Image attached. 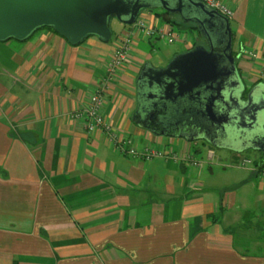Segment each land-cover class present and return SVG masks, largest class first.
<instances>
[{
    "label": "crops",
    "instance_id": "crops-1",
    "mask_svg": "<svg viewBox=\"0 0 264 264\" xmlns=\"http://www.w3.org/2000/svg\"><path fill=\"white\" fill-rule=\"evenodd\" d=\"M223 1L242 77L264 82V0ZM153 36L133 38L103 108L139 151L164 152L150 160L121 153L73 116L105 81L119 40L72 44L44 28L0 41V264H264V154L137 120L142 67L175 56L158 52Z\"/></svg>",
    "mask_w": 264,
    "mask_h": 264
},
{
    "label": "water",
    "instance_id": "water-1",
    "mask_svg": "<svg viewBox=\"0 0 264 264\" xmlns=\"http://www.w3.org/2000/svg\"><path fill=\"white\" fill-rule=\"evenodd\" d=\"M167 3L168 0H0V41L26 40L43 26H52L72 44L81 43L89 35L109 41L113 19L131 25L144 10L167 9ZM192 3L207 13V21L220 19L227 31H232L227 16L201 0ZM231 38L230 34L223 51L212 45H196L176 54L165 66L144 65L137 80L139 120L157 133L203 139L235 152L254 149L264 154V82L247 86L232 54ZM145 76H152L157 84H140Z\"/></svg>",
    "mask_w": 264,
    "mask_h": 264
},
{
    "label": "built area",
    "instance_id": "built-area-1",
    "mask_svg": "<svg viewBox=\"0 0 264 264\" xmlns=\"http://www.w3.org/2000/svg\"><path fill=\"white\" fill-rule=\"evenodd\" d=\"M208 7L220 12L224 16L231 18L234 14L232 8L223 0H201ZM131 28L125 32H122L119 36V43L114 50L107 66L105 81L101 82L98 88L89 96L87 104L80 111L73 113L76 118L84 119L85 127L89 132H95L103 130L108 140L114 145V147L123 154L139 155L142 154L144 160H150L157 156H162L164 152L158 149L146 148L144 151H139L135 145L133 139L127 136H122L114 125L106 118L103 108L105 105V91L108 89V81H110L115 75L117 70L122 67L131 54L133 46V38L138 35L166 37L171 43L182 42L189 43L187 40L188 35L182 33H176L171 27H168L165 23L159 24L157 22H149L142 15L130 25ZM188 37V38H187ZM253 57H256L254 52H250ZM178 157V154H175ZM195 167L201 165V161L193 158L190 154L187 155ZM209 156H213V150H209ZM252 160L249 158L242 160V165H249ZM264 174V169H262Z\"/></svg>",
    "mask_w": 264,
    "mask_h": 264
},
{
    "label": "flooded vegetation",
    "instance_id": "flooded-vegetation-1",
    "mask_svg": "<svg viewBox=\"0 0 264 264\" xmlns=\"http://www.w3.org/2000/svg\"><path fill=\"white\" fill-rule=\"evenodd\" d=\"M167 9L164 7H155L161 8L163 10V17L167 16L169 24L190 26L194 30H197L198 34H200L201 38L204 40L203 43L192 42V45L187 47L188 49L196 46V45H204L207 48H210L212 45L216 50H225L230 41V34L232 36V54L237 59V52L235 49V35L233 30L229 33L227 29L224 27L220 19L212 18L211 21H207L208 17L207 13H205L202 9L196 7L192 0H168ZM154 8V9H155ZM147 10H150L149 8ZM167 65V64H166ZM149 67H147L148 69ZM150 72H148L149 74ZM140 84H157L154 79L148 77H142L139 81ZM259 82V81H258ZM257 83V82H255ZM154 90V87L151 88ZM154 120L152 121V123ZM171 131L174 127H170ZM182 130V126L178 127Z\"/></svg>",
    "mask_w": 264,
    "mask_h": 264
},
{
    "label": "rangeland",
    "instance_id": "rangeland-1",
    "mask_svg": "<svg viewBox=\"0 0 264 264\" xmlns=\"http://www.w3.org/2000/svg\"><path fill=\"white\" fill-rule=\"evenodd\" d=\"M149 14L151 13L153 16L157 17V20L159 22V24H164L166 22H168V19H167V16L165 15V17H163V10L161 8H155L153 10H144L142 12V16H144V18L149 21L150 23L154 22L153 18H149L147 17L146 15L144 14ZM125 24H123L121 21H119L118 19H113L111 22H110V27H111V31H112V37L109 41L113 42V41H117L119 40V36L120 34L123 32V29L125 28ZM130 26V25H128ZM171 27H173L174 31L176 33H179V34H182L184 33L185 35L187 34L188 35V39L189 40V45H192V42H196L197 43H203L204 44V40L201 38L200 40V34H198L197 30H194L193 28H186L184 27L183 25H176V24H173L171 25ZM190 27V26H189ZM88 38V37H87ZM153 40H154V43L156 45V49L158 52L160 53H167V52H170L169 54H171V56L173 55H176L178 53H182L185 51V47L184 45H186L185 43H182V42H169L167 40V38L165 37H159L158 35H154L153 36ZM195 38L197 39L195 41ZM84 41V40H83ZM183 44V45H182ZM154 62H156L157 64L159 63L156 59L153 60ZM165 65V64H164ZM247 79V78H246ZM248 81V80H247ZM249 84H253L255 83L254 81L251 83V81H248ZM213 146V145H212ZM261 151H256L254 149H247V150H244V151H240L238 153H242L244 156H247L249 158H252V159H256L255 155L257 154V157H258V154L260 153Z\"/></svg>",
    "mask_w": 264,
    "mask_h": 264
},
{
    "label": "trees",
    "instance_id": "trees-1",
    "mask_svg": "<svg viewBox=\"0 0 264 264\" xmlns=\"http://www.w3.org/2000/svg\"><path fill=\"white\" fill-rule=\"evenodd\" d=\"M167 24H169V23L167 22ZM169 25H170V24H169ZM171 25H173V24H171ZM184 27H186V26H184ZM44 28L50 29L51 31L57 33V32L54 30V28H53L52 26H43V27H39L38 29L35 30V32L38 31V30H40V29H44ZM186 28H190V27L187 26ZM35 32H34V33H35ZM34 33H33V34H34ZM33 34H32V35H33ZM32 35H31V36H32ZM31 36H30V37H31ZM89 36H91V35H89ZM89 36H88V37H89ZM30 37H29V38H30ZM29 38H28V39H29ZM8 40H11V39H8ZM26 40H27V39H26ZM6 41H7V40H6ZM144 102L147 103L148 100H146V98H145ZM159 114H160V113H158V115H159ZM137 119L139 120L138 115H137ZM150 124H151V123H150ZM151 125H152V127H153V126H154V123H152Z\"/></svg>",
    "mask_w": 264,
    "mask_h": 264
}]
</instances>
